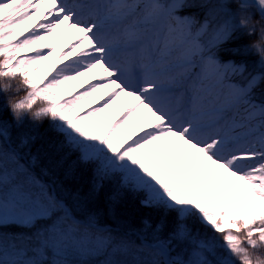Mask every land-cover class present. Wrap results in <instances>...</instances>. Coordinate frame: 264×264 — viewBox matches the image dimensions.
I'll list each match as a JSON object with an SVG mask.
<instances>
[{"label": "snow or ice", "instance_id": "1", "mask_svg": "<svg viewBox=\"0 0 264 264\" xmlns=\"http://www.w3.org/2000/svg\"><path fill=\"white\" fill-rule=\"evenodd\" d=\"M256 3L264 12V0ZM189 6L204 8L203 20L179 14ZM248 6L0 0V80L28 89L10 107L16 126L19 113L41 101L37 119L50 116L63 137L43 144L29 133L13 139L0 118V264H68L59 257L73 238L98 247L102 264H231L229 255L247 256L245 243L264 244V66L253 72L213 52L243 28ZM70 32L67 50L58 53ZM184 78L193 80L188 102L176 95ZM100 93L107 99L84 111ZM121 97L131 102L108 120L104 114ZM41 155L52 171L38 175ZM81 166H91L93 193L111 185L113 203L125 192L143 193L141 205L160 219L154 226L145 219L143 228L122 236L91 216L78 219L56 194V180L41 177L55 172L72 180Z\"/></svg>", "mask_w": 264, "mask_h": 264}, {"label": "trees", "instance_id": "2", "mask_svg": "<svg viewBox=\"0 0 264 264\" xmlns=\"http://www.w3.org/2000/svg\"><path fill=\"white\" fill-rule=\"evenodd\" d=\"M198 0H190L189 4H197ZM190 4V5H191ZM188 10L195 14L197 12H205L204 8L200 6L192 7L189 6ZM200 10V11H199ZM196 15V14H195ZM256 20L260 19L256 17ZM248 37H242L240 43H245ZM227 44V43H226ZM240 46V45H239ZM238 53V52H237ZM237 55V56H236ZM237 61L241 63L248 64L250 69L254 68V61L257 59V54L251 49L242 51L238 54H235ZM11 83V87L7 92L2 90L3 83ZM19 87V91L17 88ZM28 89L25 86H19L17 80L7 81L0 80V118L8 123L12 128L13 139L19 133H29L35 135L37 139V144H43L50 139L58 138L62 139V135H58L53 131V126L55 121L48 117H41L40 119H35L32 117L31 112L25 113L22 117V121L19 126H16L15 118L11 112L10 101L15 102L20 98L27 95ZM44 105L43 102L37 101V103L32 108V111L38 109L41 105ZM45 168L49 171H52V166L50 162L45 159L42 155L39 157L37 170ZM56 174L53 172V175ZM58 173L56 180L57 190L60 197L67 202L73 213L76 217L81 220L91 216L94 218L96 224L99 225H112L115 226L124 232H129L133 229L143 228V221L147 219L149 222L155 225L156 221L160 219L161 213L157 212L155 209L147 208L141 205L140 200L142 199L140 193L133 194L130 192H125L124 196L117 203H113L109 197L112 193V186L105 185V187L98 193H93L91 191V180H92V169L91 166H81L77 169L75 178L72 180H64L62 175ZM6 232L11 234L13 231L20 232L25 231L23 229H6ZM202 233H207L209 236L212 235L210 229L202 228L200 229ZM113 235L122 236L120 232L112 231ZM243 235V233H241ZM135 239V236L131 237ZM215 239L219 242V234L215 235ZM245 247H248L251 251L264 256V248H251L245 243ZM64 250H62L63 252ZM65 253V252H64ZM227 255V253H224ZM65 257L67 258L66 254ZM94 254L89 253L87 259L84 260H75L71 261L68 258H61L68 262V264H102L100 258H93ZM10 257L5 254V260ZM56 258L55 255L52 257ZM99 259V260H97ZM228 259L231 261V264H241L240 259L237 257L232 258L228 256Z\"/></svg>", "mask_w": 264, "mask_h": 264}, {"label": "rangeland", "instance_id": "3", "mask_svg": "<svg viewBox=\"0 0 264 264\" xmlns=\"http://www.w3.org/2000/svg\"><path fill=\"white\" fill-rule=\"evenodd\" d=\"M250 9V8H249ZM183 9L180 10V15H187V14H184L182 12ZM248 10V9H247ZM241 31L242 29H244V31H248L247 29L245 28H239ZM257 31L259 32L260 29L259 27H257ZM73 35L74 33L70 32L67 34V36L63 37L59 43H58V48H57V52L59 53L61 48H64V50H67L65 48V45H67L69 42L72 41L73 39ZM144 43H150L148 41L144 42ZM143 46V44H140V45H135L132 49V51L135 53V54H139V49ZM153 56L157 55V53L153 52L152 53ZM214 55L216 57H218V59L222 62V63H227L228 61H225L222 59V57L219 55L218 52H214ZM49 64L51 63V61L48 62ZM264 66V61H262V63H260V67ZM93 83H95V81H92ZM76 83H80V82H76ZM85 87H87L88 85L85 84L84 85ZM192 89H193V80L192 79H189V78H184V79H181L177 82V87H176V95H184L185 97V101L188 102L191 100V94H192ZM77 92H80V91H83L82 88H78L76 90ZM76 93V92H74ZM100 97H104V99H107V97L104 95V93H100V94H97V97L93 98L92 100L88 101L85 103V106H84V111H88L90 110L91 108H94V107H98L99 104H102L104 102L103 99H101ZM131 102V98H125V97H121V99L117 100L115 104L112 105V107L108 110L107 113L104 114V116L108 119V120H111L113 117H115L117 115V109H118V106H120L122 103L123 105L125 106V108L127 107V105ZM143 115H146V110H143L142 114L140 116H137L135 118H133L135 121L139 122ZM129 127V125H125V129H122V131L126 130L127 128ZM133 129L135 128V124L132 125ZM42 178V177H41ZM141 194V197L143 198V193H140ZM98 256H103L102 252H100V254H98ZM236 259V257H235Z\"/></svg>", "mask_w": 264, "mask_h": 264}, {"label": "clouds", "instance_id": "4", "mask_svg": "<svg viewBox=\"0 0 264 264\" xmlns=\"http://www.w3.org/2000/svg\"><path fill=\"white\" fill-rule=\"evenodd\" d=\"M259 2V0H258ZM241 26L245 29H247V34L249 36L253 35L255 32V29L257 27H259L260 31H259V38L257 40L251 41L250 42V47L255 51V54H257L261 59H264V26L261 25V22L258 20H252L250 16H246V17H242L241 18ZM17 84L19 86H24L23 83L19 80H17ZM4 88H9L11 87V83L9 82H5L2 85ZM17 91H19V87L17 88ZM27 95H25L24 97L20 98L19 100L12 102L10 101V107L16 103H19L20 101L24 100L26 98ZM45 107V105H41L38 109L34 110V111H25V112H21L19 113V115L21 117H23V115L26 112H31V115L33 118L37 119L36 113L41 111L43 108ZM258 244V248H264V244H261L259 242H257ZM246 253L247 256H240L238 257L241 261V264H245V261L247 260L248 264H264V256H261L253 251H251L249 248H246Z\"/></svg>", "mask_w": 264, "mask_h": 264}, {"label": "bare ground", "instance_id": "5", "mask_svg": "<svg viewBox=\"0 0 264 264\" xmlns=\"http://www.w3.org/2000/svg\"><path fill=\"white\" fill-rule=\"evenodd\" d=\"M243 1L244 2H253V0H243ZM254 3L258 6V4L256 3V0H254ZM259 11L264 14V12H262L260 9H259Z\"/></svg>", "mask_w": 264, "mask_h": 264}]
</instances>
